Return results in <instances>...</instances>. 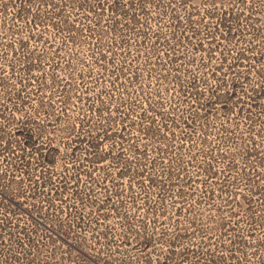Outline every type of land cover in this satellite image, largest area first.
Segmentation results:
<instances>
[{
	"label": "trees",
	"instance_id": "16d2710c",
	"mask_svg": "<svg viewBox=\"0 0 264 264\" xmlns=\"http://www.w3.org/2000/svg\"><path fill=\"white\" fill-rule=\"evenodd\" d=\"M191 1L0 0V264H264L255 238L264 233V44L256 51L239 29L247 0L202 15ZM159 18L167 25L151 22ZM253 29L264 37V23ZM96 32L111 35L96 63H114L113 47L135 41L150 45L144 64L95 77L71 50ZM225 41L245 44L222 52ZM198 54L206 76L188 74ZM161 68L164 88L142 91V73ZM105 73L131 88V105L101 88ZM74 97L87 112L70 107ZM132 125L140 133L130 138ZM67 163L70 181L59 171ZM101 170L105 194L90 215L55 204L83 172L93 180ZM114 215L121 233L106 223Z\"/></svg>",
	"mask_w": 264,
	"mask_h": 264
},
{
	"label": "rangeland",
	"instance_id": "374dc122",
	"mask_svg": "<svg viewBox=\"0 0 264 264\" xmlns=\"http://www.w3.org/2000/svg\"><path fill=\"white\" fill-rule=\"evenodd\" d=\"M219 2H215L213 0H192L190 3L192 6H197L198 8L201 10V15L205 14V12H208L209 10H211L213 7H215L216 5L218 6H226V5H232V1L235 2V0H227V2H223L218 0ZM264 0H253L252 3H248V0L246 1V4H242L241 8L239 9V11L242 13V22H240L239 25V29L242 28L244 30H247L249 33L247 34L248 38H253L254 40V45H255V50L257 51L261 45L258 46V43L264 44V37L262 36H255L256 34L254 32H256L253 29V25L256 26H261L264 23ZM219 10V9H218ZM153 15V14H152ZM210 21H213V19H210ZM153 24L157 25L158 27L160 25L165 26V24L167 25V19H156V20H152L151 21ZM243 23L245 25H243ZM211 24V22H210ZM246 32V31H245ZM91 37H89L88 39H86L87 41H82V43L80 44H76L73 45L72 50L74 53L80 51V56L82 58H84V62L86 63V68L88 69H94V71H97L95 73V77L98 78V73L99 71L103 70L104 67H106V69H114V67L116 65H122L124 64L125 61L131 62L133 63V65L135 64H140L143 63L144 64V59L146 58V53L148 52L149 48L148 46H150L149 44H145V43H138L132 42V45L128 46V50H125V48L119 49L117 47H113V52L114 57L116 58V60H114V63H109L107 61L103 62V61H97V63L95 62V54L100 51V50H107L110 46V38L111 35L110 34H103L102 36H98L97 32L96 33H91ZM110 35V36H109ZM100 37V38H99ZM239 43L241 44L239 46ZM245 43L244 41H239L238 44L236 43H229L227 41L223 42L220 47L218 48L220 51L222 52H233L235 49L243 46ZM253 46V44H252ZM98 47V49H97ZM130 47V48H129ZM262 47V46H261ZM70 49V48H69ZM190 50V49H189ZM96 51V52H94ZM188 51V50H187ZM191 52V51H190ZM94 54V56H92ZM195 56V54H194ZM200 55L198 54V64H191L189 65V75H193V74H202V76H206L207 71L209 70V66H201L200 62H201V57H199ZM215 60H213L214 62ZM210 65V63H208ZM200 67V69H197V67ZM136 67V65H135ZM134 67V68H135ZM199 70H201V72L199 73ZM109 71V70H108ZM107 71V72H108ZM174 73L176 71H173ZM166 71L164 68L161 69H157L155 71L152 72V76H147L146 72L144 71L142 73L141 81H140V85L142 86V91L144 90L145 92H148L150 90V88H153L154 90H158V89H163L164 86H161V80L160 78H162V80L165 79L164 75H165ZM106 76H104V80L101 82V84L98 83V81L95 79V77L93 79H91L90 85H95L96 91L97 92L101 88H107L108 91L110 92H115L116 95L119 98H129V102L130 105L132 104L130 100L132 94H131V88L130 87H126L123 83V80L120 78H116L114 74H110V76L105 73ZM126 75L129 77L131 75V73L129 72V70H126ZM103 79V78H102ZM101 80V79H99ZM170 80V79H168ZM98 84H97V83ZM169 83V84H168ZM166 85V87H168V89L171 90L172 93L175 92L174 89V85L172 81H168ZM94 93V92H93ZM70 107L72 109H77V111L79 113H84L88 111V106L87 104L84 102L83 99H78L76 97L73 98V101L71 102ZM98 118V117H97ZM222 122V117L216 116L214 117L213 121H210L211 126L213 125H220V123ZM216 123V124H215ZM131 128L129 131V136L130 138L134 135H139V131L135 128V126H131L129 127ZM263 138V137H262ZM134 140H132L130 143H132ZM144 142L146 143L147 141L144 140ZM128 142H125L126 146L128 147ZM150 144V143H148ZM154 144L157 145L156 142H154ZM110 144H106L104 147L105 148H110ZM194 154H198L197 153V148H194L193 152ZM198 158V156H197ZM67 159L63 160V161H67ZM67 165V166H66ZM61 173V178L63 177H67L66 180H69V177H71L70 175H72L73 173H75L76 171V166L72 165V164H64L62 165V167H60L59 170ZM104 172L105 170H101L100 172H97L93 175V180H91V178H89L90 173L88 172H83L80 175L81 181L75 184L76 180L73 183H69L68 184V188L66 190V194H61L58 195V197L60 198L59 200L55 201L56 205H60L63 207H71V206H77V210L80 214H84V215H90L92 213V210H94L96 208L93 207L94 205V200L95 199H102L104 197V190L101 188V183L103 181V177H104ZM156 172V171H155ZM143 189L147 190V199L150 203H152L155 199H158V188L153 186V187H147L146 184H143ZM90 191V193L92 194V196H88V192ZM140 188L137 186L134 192H139ZM203 189H198V191L192 195V199H199L201 193H202ZM246 193V192H245ZM171 194V193H169ZM80 199L79 203H76L74 199L76 198ZM170 202V200L168 199V201L166 203ZM154 204V203H153ZM256 204L259 206V209H257V213H264V195L261 199H258L256 201ZM140 211H145L146 208L145 206H138ZM256 213V214H257ZM97 214L94 213L93 217L96 216ZM150 215V214H149ZM149 219V217L147 218ZM104 219H101V221ZM148 221H150L151 224H153V220L149 219ZM112 223L114 224L117 229H118V233H121L123 231V222L121 221L120 217L117 215L111 216V218L109 220L106 221V223ZM170 222V221H169ZM169 227H171V224L169 223L168 225ZM258 227V226H257ZM92 232H89V236L91 237ZM255 238L260 239V243L264 244V233L262 231V229L257 228V235L255 236ZM97 240V239H96ZM98 241L100 244L103 245V240H99ZM98 244V245H100ZM252 247V246H251ZM257 249V247L253 248L249 251V254L252 253L253 250ZM263 249L264 252V245L261 247V250ZM118 254H116L117 256ZM264 255V254H263ZM252 255H250L249 257H251ZM118 259H123L121 258V256H117ZM132 258L129 260L131 261ZM123 261V260H122ZM128 263V262H127ZM129 264V263H128ZM135 264H140L139 262L136 261Z\"/></svg>",
	"mask_w": 264,
	"mask_h": 264
},
{
	"label": "snow or ice",
	"instance_id": "6c2138e0",
	"mask_svg": "<svg viewBox=\"0 0 264 264\" xmlns=\"http://www.w3.org/2000/svg\"><path fill=\"white\" fill-rule=\"evenodd\" d=\"M223 2H227V0H222V3ZM241 2H244V0H241ZM253 2V0H248V3H252Z\"/></svg>",
	"mask_w": 264,
	"mask_h": 264
}]
</instances>
